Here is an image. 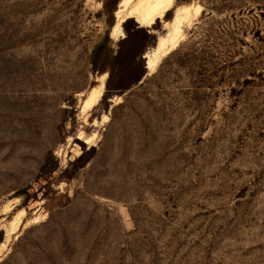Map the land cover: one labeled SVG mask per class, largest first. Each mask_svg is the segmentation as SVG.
Instances as JSON below:
<instances>
[{"label":"rangeland","instance_id":"1","mask_svg":"<svg viewBox=\"0 0 264 264\" xmlns=\"http://www.w3.org/2000/svg\"><path fill=\"white\" fill-rule=\"evenodd\" d=\"M120 1L0 0V264H264V0Z\"/></svg>","mask_w":264,"mask_h":264},{"label":"bare ground","instance_id":"2","mask_svg":"<svg viewBox=\"0 0 264 264\" xmlns=\"http://www.w3.org/2000/svg\"><path fill=\"white\" fill-rule=\"evenodd\" d=\"M129 1L130 0H121L119 2L118 14H120V11H122L127 6ZM172 3H173V0H138L133 9L134 13L132 16H134L137 19V22L140 25L149 26L150 24L153 23L154 19L159 18L166 11H168L171 8ZM188 11H189L188 7L177 8L174 14V19H173V27H174L173 32L174 33L167 36L166 38H162L159 40L157 38V45L156 47L152 49L153 52L151 54L150 52L146 53V56H147V68L146 69L148 71L153 70L155 66L157 65V63L159 62L160 58H162L164 55L170 52L176 45H178L179 27L183 19L185 18L187 19ZM116 30H118V28ZM102 89H103V81H101V83L97 87L92 88L90 90V93L86 97V99L82 101L83 109L90 108L97 103L98 99L100 98L102 94ZM19 221H20V218L17 215L10 225L11 227L9 229V233L14 232Z\"/></svg>","mask_w":264,"mask_h":264},{"label":"trees","instance_id":"3","mask_svg":"<svg viewBox=\"0 0 264 264\" xmlns=\"http://www.w3.org/2000/svg\"><path fill=\"white\" fill-rule=\"evenodd\" d=\"M102 47V43L98 44L95 49H94V55L97 54L99 52V50H101ZM93 65H95V62H93Z\"/></svg>","mask_w":264,"mask_h":264},{"label":"water","instance_id":"4","mask_svg":"<svg viewBox=\"0 0 264 264\" xmlns=\"http://www.w3.org/2000/svg\"><path fill=\"white\" fill-rule=\"evenodd\" d=\"M157 45V41L155 42V47ZM142 58L144 59V67L147 68V56L146 53L142 54Z\"/></svg>","mask_w":264,"mask_h":264}]
</instances>
